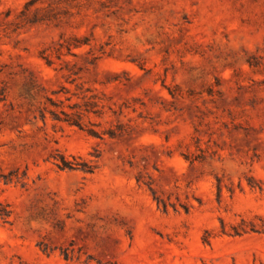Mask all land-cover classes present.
I'll return each instance as SVG.
<instances>
[{"label":"rangeland","instance_id":"374dc122","mask_svg":"<svg viewBox=\"0 0 264 264\" xmlns=\"http://www.w3.org/2000/svg\"><path fill=\"white\" fill-rule=\"evenodd\" d=\"M0 264H264V0H0Z\"/></svg>","mask_w":264,"mask_h":264},{"label":"trees","instance_id":"16d2710c","mask_svg":"<svg viewBox=\"0 0 264 264\" xmlns=\"http://www.w3.org/2000/svg\"><path fill=\"white\" fill-rule=\"evenodd\" d=\"M32 4V1H28L24 4L22 9L20 10V13L17 16V20L15 22V28L24 26V25H32L38 22H42L45 20H50L53 18H56V15H54V12L52 10V7L49 6L47 8L45 14H41L40 11H36L33 13L29 12V8ZM82 43H78V45L74 46H80ZM48 63V60L45 59ZM51 106L59 107V103L56 101H53L52 99H48ZM68 108L70 111H66L63 109V107H59V111L50 110V115L54 120L57 121H63L69 125L76 126L79 129L86 130L89 134L98 136V132L95 131L92 128H87L84 124L83 118L89 113L92 114H98L100 110V103L97 101L93 96L89 97H82V103H74L71 105H68Z\"/></svg>","mask_w":264,"mask_h":264}]
</instances>
